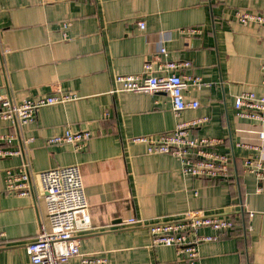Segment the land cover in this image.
I'll list each match as a JSON object with an SVG mask.
<instances>
[{
    "label": "crops",
    "instance_id": "crops-1",
    "mask_svg": "<svg viewBox=\"0 0 264 264\" xmlns=\"http://www.w3.org/2000/svg\"><path fill=\"white\" fill-rule=\"evenodd\" d=\"M236 10L264 14V0H0V93L18 102L56 91L78 96L38 109L26 125L0 120V135H13L0 146L21 151L0 157V264H32L25 245L45 220L36 174L70 164L79 166L94 229L80 235V253L103 264H186L173 247H150L147 225L203 210L227 216L234 228L201 243L198 264H264V192L242 171L245 157H264V142L239 131L253 123L236 120L233 107L242 92L264 96V26L239 23ZM187 28L200 33L188 35ZM164 61L188 62L177 72L201 78L185 91L199 106L179 118H208L192 135L223 140L217 150L231 157L230 180L185 175L178 157L148 154L146 144L132 141L170 132L178 119L168 94L116 91L114 77L144 73L147 62L161 73ZM66 129L93 136L81 149L46 144ZM24 161L35 197L5 189V170ZM131 216L143 225L114 224ZM64 264L82 263L74 256Z\"/></svg>",
    "mask_w": 264,
    "mask_h": 264
},
{
    "label": "built area",
    "instance_id": "built-area-1",
    "mask_svg": "<svg viewBox=\"0 0 264 264\" xmlns=\"http://www.w3.org/2000/svg\"><path fill=\"white\" fill-rule=\"evenodd\" d=\"M54 0H41L42 3ZM235 18L241 24L254 23L264 26V14L236 10ZM144 29L143 21H138ZM67 22H63L62 36L66 37ZM188 35L200 33L198 28H187ZM158 54L167 56L164 47ZM157 55V56H159ZM188 62L164 61L159 65L161 73H152V64L143 66L144 73L119 74L114 77L116 91L134 93H165L171 101L172 111L178 119L173 130L157 137H133L135 143L146 144L148 154H170L178 157L182 163V172L196 178L213 181H228L231 173V157L217 150L223 140L216 137L193 136L192 130L200 127L207 117L193 118L187 121L179 117L185 109L199 106L196 100H186L185 91L190 85H202L200 77L180 74L177 70L188 67ZM264 72V65L261 66ZM165 71V73L163 72ZM264 84V78L262 80ZM75 93L56 91L42 97L15 101L9 94L0 93V120L15 121L26 125L34 120L36 111L44 106L62 104L77 99ZM236 120L253 123L248 129L239 131L253 134L261 144L264 142V96L254 92H242L233 100ZM93 136L89 130L66 129L62 133L46 139L47 145L71 144L75 149L83 148ZM13 135H0V142H8ZM27 139L24 142H29ZM258 143V144H259ZM240 145L257 149L258 145L239 142ZM19 149L12 150L0 146V157L20 154ZM244 174L252 176L258 183L257 191L264 192V157L249 155L242 161ZM39 191L44 201L45 220H40L35 237L25 245L26 254L32 264H64L68 259L79 256L82 264H103L105 259L92 254L80 253L79 237L94 230L88 213V202L84 194L79 166L76 164L57 166L36 174ZM5 189L15 195L33 197L29 164L24 161L13 169L5 170ZM251 214V213H250ZM125 226L143 225V220L133 216L120 221ZM150 233V247H173L181 262L198 264V246L204 242L218 240L221 235L234 228V221L227 216L205 213L203 210L187 211L181 217L165 222L147 225ZM212 230L211 234H202L201 229ZM5 238L0 231V240ZM0 246L2 244L0 243Z\"/></svg>",
    "mask_w": 264,
    "mask_h": 264
},
{
    "label": "water",
    "instance_id": "water-1",
    "mask_svg": "<svg viewBox=\"0 0 264 264\" xmlns=\"http://www.w3.org/2000/svg\"><path fill=\"white\" fill-rule=\"evenodd\" d=\"M119 222H120V219H117V220L114 222V224H115V223H119Z\"/></svg>",
    "mask_w": 264,
    "mask_h": 264
}]
</instances>
